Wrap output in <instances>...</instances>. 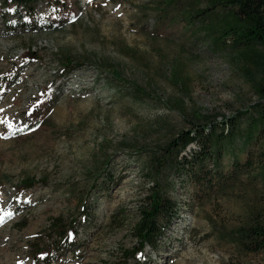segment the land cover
<instances>
[{"label": "rangeland", "instance_id": "1", "mask_svg": "<svg viewBox=\"0 0 264 264\" xmlns=\"http://www.w3.org/2000/svg\"><path fill=\"white\" fill-rule=\"evenodd\" d=\"M169 2L40 0L22 26L0 0V264H264L233 242L264 216L260 179L207 192L210 175L198 187L153 160L184 131L264 106V58L216 50L187 16L204 5ZM154 188L178 216L127 258Z\"/></svg>", "mask_w": 264, "mask_h": 264}, {"label": "trees", "instance_id": "2", "mask_svg": "<svg viewBox=\"0 0 264 264\" xmlns=\"http://www.w3.org/2000/svg\"><path fill=\"white\" fill-rule=\"evenodd\" d=\"M175 0H170L173 3ZM203 8L197 12L187 11L190 21L197 19L207 28L214 48L224 51L229 47L241 57L262 61L264 58V0H194ZM40 0H5V7L13 8L22 26L25 17L34 18ZM180 63L174 71L179 79ZM254 113L238 112L236 116L224 121L184 131L169 142L159 155L153 157L159 169L173 168L181 171L195 186L204 185L206 174L210 175L205 185L207 192H226L244 182V178L258 180L264 185V106L256 105ZM196 149L191 154L181 156L191 145ZM240 154L245 155L244 161ZM231 159V169L226 171L224 160ZM213 166V170H209ZM209 172V173H208ZM157 184V183H156ZM158 185V184H157ZM22 186L31 188L33 183L24 182ZM159 186V185H158ZM179 213L176 200L165 192L153 189L148 196L146 209L135 229L137 247L127 258L135 259L147 247L158 248L169 225ZM60 220H55L52 230L60 238V245L68 243L71 232ZM233 242L248 253H258L264 249V216L252 214L248 223L233 233ZM49 261V262H48ZM46 264H52L50 259Z\"/></svg>", "mask_w": 264, "mask_h": 264}, {"label": "bare ground", "instance_id": "3", "mask_svg": "<svg viewBox=\"0 0 264 264\" xmlns=\"http://www.w3.org/2000/svg\"><path fill=\"white\" fill-rule=\"evenodd\" d=\"M4 201H6L4 197L0 199V202H1V203L4 202ZM0 213H2V212H0ZM21 263H22V262L20 261V262L17 263V264H21Z\"/></svg>", "mask_w": 264, "mask_h": 264}]
</instances>
